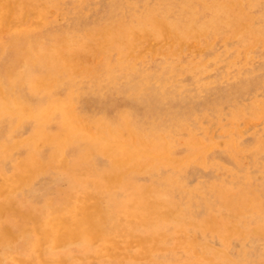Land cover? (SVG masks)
Here are the masks:
<instances>
[{
  "label": "rangeland",
  "instance_id": "374dc122",
  "mask_svg": "<svg viewBox=\"0 0 264 264\" xmlns=\"http://www.w3.org/2000/svg\"><path fill=\"white\" fill-rule=\"evenodd\" d=\"M10 2L0 264H264V0Z\"/></svg>",
  "mask_w": 264,
  "mask_h": 264
},
{
  "label": "bare ground",
  "instance_id": "6f19581e",
  "mask_svg": "<svg viewBox=\"0 0 264 264\" xmlns=\"http://www.w3.org/2000/svg\"><path fill=\"white\" fill-rule=\"evenodd\" d=\"M12 9V3L10 0H0V19L5 21L6 13L10 12ZM5 18V19H4ZM159 26V25H158ZM168 32H171V30L168 28ZM85 56L84 53L80 52H74L71 53L65 60H62L65 64L66 67H77L76 65H79L82 57ZM52 59V61L59 60L58 56L52 55L49 57ZM55 62V61H54ZM27 75V74H26ZM51 74L50 76H52ZM45 78V79H40L38 83L39 89H50L53 87V85L56 82V79L53 77ZM97 139H100V137H96ZM122 161V160H121ZM159 204H155L153 209H152V217H156V219H160L165 217V214L161 211H159ZM97 207L100 208L97 205L94 206H86L83 202V204L79 205L78 207L75 206V215H78V219L70 221V219H67L69 222H65L64 225L60 227L62 230V235H60L59 239L62 240L64 237L69 238V237H77L80 235L83 231H89L93 235L97 236L101 234V231L99 229V218L102 216L103 212L101 210H97ZM168 215V214H166ZM73 216V217H74Z\"/></svg>",
  "mask_w": 264,
  "mask_h": 264
}]
</instances>
